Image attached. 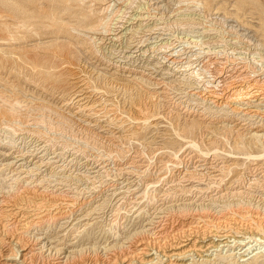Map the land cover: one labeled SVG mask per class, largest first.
Listing matches in <instances>:
<instances>
[{"label":"rangeland","instance_id":"374dc122","mask_svg":"<svg viewBox=\"0 0 264 264\" xmlns=\"http://www.w3.org/2000/svg\"><path fill=\"white\" fill-rule=\"evenodd\" d=\"M0 97V264L16 236L25 264H168L178 243L229 264L261 236L264 0H0Z\"/></svg>","mask_w":264,"mask_h":264},{"label":"bare ground","instance_id":"6f19581e","mask_svg":"<svg viewBox=\"0 0 264 264\" xmlns=\"http://www.w3.org/2000/svg\"><path fill=\"white\" fill-rule=\"evenodd\" d=\"M9 1V0H8ZM127 1V0H126ZM164 2V1H163ZM112 4V3H111ZM166 5H168V4H166ZM110 6V5H109ZM104 7V6H103ZM163 7V6H162ZM114 8V7H113ZM161 8V7H160ZM111 9V8H110ZM122 9V8H121ZM120 9V10H121ZM112 10V9H111ZM122 11V10H121ZM120 11V12H121ZM124 12V11H123ZM162 13V12H161ZM119 15V14H118ZM121 15V14H120ZM149 15V14H148ZM151 15V14H150ZM50 16L51 15H46L45 17L46 18H50ZM140 17V16H139ZM110 18V17H109ZM118 18V17H117ZM120 18V17H119ZM51 19H53V18H51ZM234 19V18H233ZM108 20V19H107ZM104 21H105V19H104ZM103 21V22H104ZM147 21V20H146ZM149 21V20H148ZM236 21V20H235ZM114 22V21H113ZM106 23V22H105ZM115 23H116V21H115ZM120 24V23H119ZM149 24V23H148ZM115 25V24H114ZM147 25V24H146ZM23 26V25H22ZM145 26V25H144ZM93 27V26H92ZM103 27H105L104 25H103ZM109 27V29L111 28L110 26H108ZM134 27V26H133ZM140 27V26H139ZM245 27V26H244ZM133 29V28H132ZM97 30V29H96ZM103 30H104V28H103ZM102 30V31H103ZM121 30V29H120ZM129 30V29H128ZM150 30V29H149ZM153 30V29H152ZM88 30H86V32H87ZM101 31V32H102ZM105 31V30H104ZM103 31V32H104ZM245 31H246V29H245ZM85 32V33H86ZM100 32V31H99ZM136 32V31H135ZM77 33V32H76ZM98 33V32H97ZM81 34H82V32H81ZM91 34V33H90ZM107 34V33H106ZM86 37V36H85ZM94 37V36H93ZM98 37V36H97ZM120 37V36H119ZM58 38V37H57ZM104 39V38H103ZM92 40V39H91ZM96 40V39H95ZM120 40V39H119ZM94 41V40H93ZM90 42V41H89ZM93 43H95V42H93ZM94 46V45H93ZM174 47V46H173ZM96 50H97V48H96ZM179 53V52H178ZM167 58V57H166ZM23 61V60H22ZM27 63V62H26ZM105 63V62H104ZM28 64H29V62H28ZM31 64H32V62H31ZM30 64V65H31ZM33 64H35L34 62H33ZM109 64V63H108ZM32 67V69H33V66H31ZM38 68V67H37ZM106 69V68H105ZM34 70V69H33ZM72 70V69H71ZM136 70V69H135ZM96 71V70H95ZM175 71V70H174ZM197 71V70H196ZM196 71H194V72H196ZM198 71H200V70H198ZM100 72V71H99ZM101 73V72H100ZM161 73V72H160ZM197 73H199V72H197ZM77 74V73H76ZM87 74V73H86ZM105 74V73H104ZM192 74V73H191ZM195 74V73H194ZM197 75V74H196ZM86 76V75H85ZM97 76V75H96ZM137 76V75H136ZM142 76V75H141ZM198 76H200V75H198ZM95 77V76H94ZM103 77H104V75H103ZM108 77V76H107ZM135 77V76H134ZM152 77V76H151ZM193 77V76H192ZM3 78V77H2ZM75 78V77H74ZM77 78V77H76ZM91 78V77H90ZM163 78V77H162ZM201 78V77H200ZM5 79V78H4ZM83 79V78H82ZM86 79V78H85ZM92 79H93V77H92ZM107 79V78H106ZM112 79V78H111ZM123 79V78H122ZM133 79H135V80H138V79H140L139 77H135V78H133ZM142 79V78H141ZM204 79V78H203ZM132 80V79H131ZM143 80V79H142ZM152 80V79H151ZM79 81V80H78ZM84 81V80H83ZM140 81V80H139ZM138 81V82H139ZM202 81V80H201ZM88 82V81H87ZM91 82V81H90ZM89 82V83H90ZM102 82V81H101ZM113 82V81H112ZM209 82V81H208ZM207 82V83H208ZM126 83V82H125ZM129 83V82H128ZM131 83V82H130ZM83 84V83H82ZM86 84V83H85ZM110 84V83H109ZM127 84V83H126ZM134 84V83H133ZM142 84V83H141ZM156 84V83H155ZM247 84V83H246ZM100 85V84H99ZM108 85V84H107ZM111 85V84H110ZM125 85V84H124ZM140 85V84H139ZM144 84H142V86H143ZM207 85V84H206ZM210 85V84H209ZM84 86V85H83ZM115 86V85H114ZM219 86V85H218ZM103 87V86H102ZM126 87V86H125ZM129 87V86H128ZM160 87V86H159ZM213 87V86H212ZM86 88H88V87H86ZM100 88V87H99ZM96 89V88H95ZM102 89V88H101ZM100 89V90H101ZM107 89V88H106ZM117 89V88H116ZM134 89V88H133ZM132 89V90H133ZM135 89H136V87H135ZM211 89V88H210ZM210 89H208L209 91H211ZM46 90V89H45ZM108 90V89H107ZM119 90V89H118ZM129 90H130V87H129ZM14 91V90H13ZM85 91H87V90H85ZM94 91V90H93ZM99 91V90H98ZM116 91V90H115ZM259 91V90H258ZM241 92V91H240ZM92 93V92H91ZM94 93V92H93ZM235 93H236V91H235ZM239 93V92H238ZM243 93V92H242ZM232 94H234V93H232ZM247 94V93H246ZM246 94H245V96H246ZM250 94V93H249ZM258 94V93H257ZM78 95V94H77ZM237 95V94H236ZM243 95V94H242ZM76 96V95H75ZM86 96V95H85ZM90 96V95H89ZM212 96H213V94H212ZM237 97V96H236ZM262 97V96H261ZM1 98V97H0ZM10 98V97H9ZM18 99V98H17ZM79 99V98H78ZM249 99V98H248ZM2 100V99H1ZM104 100V99H103ZM206 100V99H205ZM68 101V100H67ZM111 101V100H110ZM254 101V100H253ZM16 102V101H15ZM18 102H20V100L18 101ZM109 102V101H108ZM262 102V101H261ZM43 103V102H42ZM45 103V102H44ZM70 103V102H69ZM95 103V102H94ZM260 103V102H259ZM18 104H21V103H18ZM26 104V103H25ZM98 104V103H97ZM216 104V103H215ZM222 104V103H221ZM226 104V103H225ZM22 105V104H21ZM20 105V106H21ZM31 105H33V104H31ZM247 105V104H246ZM14 106V105H13ZM35 106V105H34ZM45 106V105H44ZM49 106V105H48ZM94 106V105H93ZM103 106V105H102ZM41 107V106H40ZM106 107V106H105ZM227 107H228V104H227ZM3 108V107H2ZM45 108V107H44ZM85 108V107H84ZM229 108H230V106H229ZM28 109V108H27ZM33 109L34 108H32V111H33ZM39 109V108H38ZM50 109H51V107H50ZM78 109V108H77ZM6 110V109H5ZM29 110V109H28ZM41 110V109H40ZM43 110V109H42ZM46 110V109H45ZM47 110H48V108H47ZM242 110V109H241ZM254 110V109H253ZM30 111V110H29ZM79 111V110H78ZM92 111V110H91ZM97 111V110H96ZM55 112V111H54ZM3 113V112H2ZM27 113V112H26ZM32 113V112H31ZM57 113V112H56ZM85 113V112H84ZM4 114H8V113H3L2 114V116L4 115ZM12 114V113H11ZM69 114V113H68ZM67 114V115H68ZM87 114V113H86ZM239 114V113H238ZM248 114V113H247ZM259 114V113H258ZM8 116V115H7ZM11 116V115H10ZM27 116V115H26ZM71 116V115H70ZM69 116V117H70ZM194 116V115H193ZM36 117V116H35ZM32 118V117H31ZM72 118V117H71ZM28 119V118H27ZM61 119V118H60ZM19 120V119H18ZM34 120H35V118H34ZM66 120V119H65ZM20 121V120H19ZM119 121V120H118ZM262 121V120H261ZM4 122V121H3ZM2 122V123H3ZM11 122V121H10ZM36 122V121H35ZM16 125H18V124H16ZM252 126V125H251ZM259 128V127H258ZM248 130V129H247ZM249 131V130H248ZM255 134V133H254ZM261 137H262V135H259V134H255V135H253V139L251 140V141H254L253 143H256L257 141L259 142V141H261L260 139H261ZM263 138V137H262ZM192 142V144L193 145H196V141L194 142V141H191ZM190 142V143H191ZM186 144V143H185ZM183 148V147H182ZM174 152V151H173ZM249 155V157H255L256 155L255 154H253V153H248ZM260 155V154H259ZM178 157V156H177ZM259 157V156H258ZM224 167V166H223ZM212 169H214L213 167H212ZM220 171V170H219ZM217 175V174H216ZM242 192V191H241ZM235 193V192H234ZM35 198V197H34ZM35 200V199H34ZM186 200V199H185ZM35 202V201H34ZM193 202V201H192ZM33 203V202H32ZM182 203V202H181ZM36 204V203H35ZM184 205V204H183ZM35 206V205H34ZM181 206V205H180ZM24 207V206H23ZM2 208V207H1ZM26 208V207H25ZM29 208V207H28ZM39 208V207H38ZM13 209V208H12ZM16 209V208H15ZM41 209V208H40ZM6 210V209H5ZM16 211V210H15ZM22 211V210H21ZM37 211V210H36ZM6 212V211H5ZM49 212V211H48ZM51 212V211H50ZM4 213V212H3ZM18 213V212H17ZM35 213H37V212H35ZM240 213V212H239ZM11 214V213H10ZM19 214V213H18ZM8 215V214H7ZM16 216V215H15ZM22 217H23V215H21ZM13 217H14V215H13ZM43 217V216H42ZM51 217V216H50ZM49 217V218H50ZM38 218V217H37ZM47 218V217H46ZM26 219H27V217H26ZM25 218H24V220H26ZM29 220H31V218L29 219ZM56 220V219H55ZM214 221V220H213ZM264 221V220H263ZM4 222V221H3ZM8 222V221H7ZM33 223L34 222V220H31V221H29V222H27V224H29V223ZM38 222V221H37ZM10 223V222H9ZM14 224V223H13ZM17 224V223H16ZM35 224V223H34ZM38 224V223H37ZM36 224V225H37ZM45 224V223H44ZM10 225V224H9ZM25 225H26V223H25ZM30 225V224H29ZM86 225V224H85ZM5 226V225H4ZM55 226V225H54ZM215 227H216V225H214ZM233 226V225H232ZM263 226V225H262ZM222 227V226H221ZM257 227V226H256ZM256 227H254V228H256ZM258 227H260L259 225H258ZM5 228V227H4ZM20 228H22V227H20ZM24 228V227H23ZM28 228V227H27ZM40 228V227H39ZM206 229V228H205ZM227 229V228H226ZM259 229V228H258ZM25 230V229H24ZM238 230V229H237ZM248 230V229H247ZM260 231H261V236L260 237H258V235L259 234H256V235H251V236H248V237H245V238H243V239H238V240H236V239H234V241H236V243L233 245H231L230 246V244L228 245V246H230V248L228 249V250H225L226 251V254H223L224 256H222V255H218L219 257H224V258H227L228 260H229V258H230V263L229 264H246V262H248L250 259H252V258H255V257H257V255H258V257H259V254L260 253H263L262 252V248L264 247V244H262V243H264V227H262V228H260L259 229ZM213 231V230H212ZM255 231H256V229H255ZM255 231H254V233H255ZM260 231H258V232H260ZM141 232V231H140ZM139 232V233H140ZM186 232V231H185ZM229 232V231H228ZM236 233H238V231H236ZM256 233H257V231H256ZM8 234V233H7ZM28 234V233H27ZM251 234H253V233H251ZM26 235V234H25ZM183 235V234H182ZM228 235V234H227ZM28 237V236H27ZM232 237V236H231ZM24 238V237H23ZM23 238L21 237V236H19V237H17L16 236V240H17V243H13V244H17V246L19 245V247L21 248V255H19L20 256V258L19 257H17L18 256V253H15L13 250H11V253H9L8 255H7V257H6V260H5V262L7 261L8 263H10V264H25L26 263V254L27 253H24V252H26V251H28V248H26V244L23 242ZM40 238V237H39ZM237 238V237H236ZM37 239V238H36ZM231 239V238H230ZM247 239H250V240H248L247 241ZM1 240H3L2 238L0 239V241ZM40 240V239H39ZM44 240V239H43ZM229 240V239H228ZM13 241V240H12ZM30 241V240H29ZM38 241V240H37ZM187 241V240H186ZM254 241H260L261 243L259 244L260 246L258 247V249H252V246L250 245L251 243H254ZM15 242V241H14ZM178 242V241H177ZM3 243V242H2ZM224 243H225V241H224ZM223 243V244H224ZM229 243V242H228ZM238 243V244H237ZM182 243H178L177 245H174L173 246V248L171 249V250H169V251H164V255L163 256H167L168 257V260H170L169 261V263L168 264H185V263H182L181 261H182V259H184L185 257H186V255H187V253L188 252H190L189 250L188 251H186V248H185V246L186 245H181ZM210 244V243H209ZM223 244H214V245H212V247H217V248H219V247H221L220 245H223ZM189 245V244H188ZM211 245V244H210ZM225 245H227V244H225ZM171 246V245H170ZM196 246H197V244H196V241L195 242H193L192 243V245H191V247H193V248H196ZM227 246V247H228ZM232 246L234 247V246H236V247H234V248H232ZM210 247V246H209ZM226 247V246H225ZM51 248H53V247H51ZM147 248H148V246H147ZM216 248V249H217ZM59 249V248H58ZM143 251L145 250V248H141ZM189 249H191V248H189ZM220 249V248H219ZM225 249H227V248H225ZM16 250V249H15ZM18 250V249H17ZM34 250V249H33ZM57 250V249H56ZM61 250H62V248H61ZM82 251H83V249H81ZM203 250V249H202ZM215 250V249H214ZM255 250H258L257 252H255ZM0 251H2V250H0ZM58 251V250H57ZM224 251V250H223ZM224 251V252H225ZM73 251H70V253H72ZM142 251H140L139 253H141ZM144 252H148V251H144ZM79 253H80V250H79ZM143 253V252H142ZM196 253V252H195ZM5 254V253H4ZM144 254V256L145 255H147V254H145V253H143ZM218 254V253H217ZM1 255H2V253H1ZM0 255V256H1ZM56 255V254H55ZM150 255V254H149ZM161 255V254H160ZM262 255V254H261ZM263 255H264V253H263ZM5 256H6V254H5ZM68 256V255H67ZM70 256V255H69ZM143 256V257H144ZM212 256V255H211ZM217 256V255H216ZM3 257V256H2ZM193 257V256H192ZM202 257V256H201ZM19 258V259H18ZM129 258V257H128ZM127 258V259H128ZM172 258H174V261L172 262ZM142 259H144V258H142ZM155 259L156 258H151V259H144L143 261H141V264H162V262H157V261H155ZM203 258H201V260H202ZM234 259V260H233ZM21 260V261H20ZM67 260V259H66ZM158 260H160V259H158ZM166 260V259H165ZM197 260V259H196ZM18 261H20L19 263H18ZM125 261V260H124ZM195 261V260H194ZM203 262H204V264H219V263H216L215 261L213 262L212 261V259H203L202 260ZM251 261V260H250ZM0 262H2V261H0ZM189 263H192V262H189ZM199 263H201V261L199 262ZM249 263V262H248ZM201 264H203V263H201ZM251 264V263H250Z\"/></svg>","mask_w":264,"mask_h":264}]
</instances>
